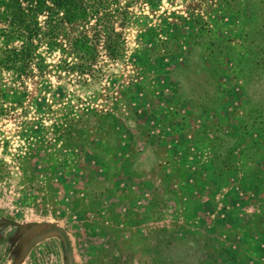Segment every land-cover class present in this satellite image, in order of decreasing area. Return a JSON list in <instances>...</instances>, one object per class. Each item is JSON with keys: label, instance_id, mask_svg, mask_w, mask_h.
<instances>
[{"label": "rangeland", "instance_id": "1", "mask_svg": "<svg viewBox=\"0 0 264 264\" xmlns=\"http://www.w3.org/2000/svg\"><path fill=\"white\" fill-rule=\"evenodd\" d=\"M118 1L116 58L0 72V264H264V0Z\"/></svg>", "mask_w": 264, "mask_h": 264}, {"label": "trees", "instance_id": "2", "mask_svg": "<svg viewBox=\"0 0 264 264\" xmlns=\"http://www.w3.org/2000/svg\"><path fill=\"white\" fill-rule=\"evenodd\" d=\"M219 1L230 4V0ZM148 2L153 4V0ZM126 8L118 0H0V72L12 73L16 78L27 76L33 70L43 72L48 66L44 52L58 50L81 60L70 65L64 61L65 67L84 73L97 55L92 37L84 29L93 19L96 35L104 43L107 54L111 59L116 58L123 43L121 34L106 25L105 19L120 15L128 21ZM188 23H192L191 19ZM190 26L193 32L201 34L212 31L203 21L195 30ZM8 99L0 89V115L5 110L2 103Z\"/></svg>", "mask_w": 264, "mask_h": 264}, {"label": "water", "instance_id": "3", "mask_svg": "<svg viewBox=\"0 0 264 264\" xmlns=\"http://www.w3.org/2000/svg\"><path fill=\"white\" fill-rule=\"evenodd\" d=\"M68 264H72V258H71V254H70L69 245H68Z\"/></svg>", "mask_w": 264, "mask_h": 264}, {"label": "flooded vegetation", "instance_id": "4", "mask_svg": "<svg viewBox=\"0 0 264 264\" xmlns=\"http://www.w3.org/2000/svg\"><path fill=\"white\" fill-rule=\"evenodd\" d=\"M68 245L69 244H67V264H68ZM69 248H70V245H69ZM70 254H71V248H70ZM71 258H72V256H71ZM72 264H73V261H72Z\"/></svg>", "mask_w": 264, "mask_h": 264}]
</instances>
